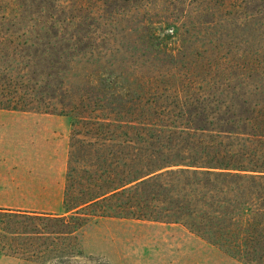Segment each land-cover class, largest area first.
Masks as SVG:
<instances>
[{
	"label": "rangeland",
	"instance_id": "obj_1",
	"mask_svg": "<svg viewBox=\"0 0 264 264\" xmlns=\"http://www.w3.org/2000/svg\"><path fill=\"white\" fill-rule=\"evenodd\" d=\"M8 1L0 0L4 13ZM114 1L119 5L107 8L104 0H53V13L56 7L66 9L67 14L75 9L69 35L64 38L74 32L71 42L81 38L86 46L67 50L75 53L69 54L68 65L58 77L53 74L42 79L32 73L45 65L46 57H55L46 47L45 37L0 31V106L48 109L71 117L64 200L66 194L77 198L90 174L102 172L105 138L126 129L122 120L126 100L132 105L139 100L148 102L144 106L147 121L156 123L144 124L145 131H164L168 136L182 127L169 124V115L179 112L174 101L231 95L156 94V85L243 82L249 84L247 96H264L255 87L264 84V0H109ZM46 13L44 10L41 15ZM36 47L40 52H35ZM27 73L33 77V87H25ZM59 78L62 83L54 90ZM44 86L45 93L53 97L45 94V100L40 101ZM155 99L159 100L157 107L151 104ZM130 110L132 117L138 114L134 106ZM112 147L116 157L120 149L117 139ZM41 200L7 197L0 189V208L37 212L6 205H35ZM78 209L67 212L63 203L54 214L71 215ZM64 228L61 223L40 224L42 234L29 236L34 246L29 241L28 249L17 250V254L4 246L8 238L0 237V264H245L178 223L91 215L73 235L65 234ZM0 234L5 233L0 230Z\"/></svg>",
	"mask_w": 264,
	"mask_h": 264
},
{
	"label": "trees",
	"instance_id": "obj_2",
	"mask_svg": "<svg viewBox=\"0 0 264 264\" xmlns=\"http://www.w3.org/2000/svg\"><path fill=\"white\" fill-rule=\"evenodd\" d=\"M104 1L107 8L119 5L118 1ZM8 2L5 13L0 9V31L45 37L46 47L55 57L52 60L46 57L45 65L33 69L32 73L42 79L53 74L58 77L68 65L69 54L75 53L67 50L71 46L86 47L81 38L71 42L74 32L70 38H64L69 35L67 31L75 9L70 7L67 14L66 9L56 7L53 13V0ZM44 10L46 15H41ZM60 31L63 35H59ZM35 52H40V48L36 47ZM63 57L65 61H61ZM32 79L27 73L25 87L32 86ZM59 83H62L60 78L54 90ZM255 87L264 94V84ZM45 90L46 86L40 90V101L45 100V94L53 97ZM153 90L156 94L163 91L177 96L185 92H208L209 95L226 93L231 97L174 101L179 112L169 115V124L182 127L168 136L164 131L153 134L145 131L144 124L156 123L147 121L144 106L148 102L139 100L132 105L126 100L122 120L123 127L129 130L124 129L115 137L113 133L107 135L106 154L102 165L99 164L103 168L100 175L96 170L90 174L75 200L66 194L67 212L78 208L87 212L78 209L71 215H56L0 208V230L5 233L0 237L8 238L3 244L15 250L11 254L27 250L29 241L34 246L29 236L42 234L38 230L40 224L61 223L65 234L73 235L91 215L119 216L182 224L245 264H264V96H247L249 84L243 82L217 86L156 85ZM151 104L160 105L157 99ZM132 106L138 110L135 117L131 116ZM114 139L120 145L116 157L112 147ZM179 165L183 167L166 169ZM40 246L37 245L38 251Z\"/></svg>",
	"mask_w": 264,
	"mask_h": 264
},
{
	"label": "crops",
	"instance_id": "obj_3",
	"mask_svg": "<svg viewBox=\"0 0 264 264\" xmlns=\"http://www.w3.org/2000/svg\"><path fill=\"white\" fill-rule=\"evenodd\" d=\"M71 117L61 112L0 107V189L7 197L42 199L8 207L62 209L70 159Z\"/></svg>",
	"mask_w": 264,
	"mask_h": 264
}]
</instances>
